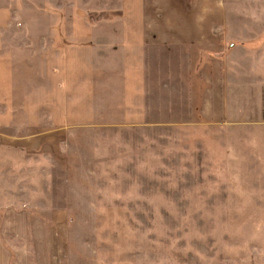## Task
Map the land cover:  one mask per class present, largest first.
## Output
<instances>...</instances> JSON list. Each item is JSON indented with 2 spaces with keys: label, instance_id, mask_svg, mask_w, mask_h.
<instances>
[{
  "label": "rangeland",
  "instance_id": "1",
  "mask_svg": "<svg viewBox=\"0 0 264 264\" xmlns=\"http://www.w3.org/2000/svg\"><path fill=\"white\" fill-rule=\"evenodd\" d=\"M201 1L178 55L142 0H0L10 264H264V0Z\"/></svg>",
  "mask_w": 264,
  "mask_h": 264
},
{
  "label": "crops",
  "instance_id": "2",
  "mask_svg": "<svg viewBox=\"0 0 264 264\" xmlns=\"http://www.w3.org/2000/svg\"><path fill=\"white\" fill-rule=\"evenodd\" d=\"M201 5V0H142L141 16L143 20L140 21L137 26L131 22L132 30H134V28L143 29V44H157L160 45L166 52H177L178 55H180V51L183 52L184 50H188L190 52L189 55L198 54L201 51L200 46L204 43L202 42V37H204V35L207 37L209 35L210 37L211 29L216 27V24H211L209 22H198L199 15L202 12ZM162 12H168L169 14H171V17L168 16L166 20L152 21V19L155 16L157 17L158 15H160L159 19H162ZM149 14L150 17L148 19L147 15ZM190 20H193L192 24L188 23ZM133 25H135L136 27H134ZM149 30H152L149 34L153 36L147 35ZM154 30H160V35H157L158 31ZM207 30H209L210 32H207ZM202 33L204 34L203 36ZM24 139L25 137L23 136H15V138H11L7 135L1 134L0 150L9 151L11 147L22 150L20 147H23L25 145ZM1 160H4V158ZM3 173L4 169L0 167V175H2ZM6 198H8V195L5 192V186L0 182V204H2L4 202V199ZM15 215L18 214L15 213ZM8 216H11L12 219L21 221L26 218V214H24L23 212L18 215L19 218L17 216H13V214L11 213L8 214ZM8 216L6 215L4 220L9 223ZM3 226L7 227L6 223ZM4 227L1 228L0 218V264H10V249L7 244L8 231L7 229L3 231ZM12 249L14 252L20 250L14 248ZM18 262L23 263L22 261Z\"/></svg>",
  "mask_w": 264,
  "mask_h": 264
}]
</instances>
